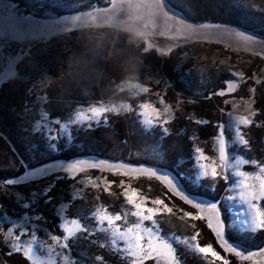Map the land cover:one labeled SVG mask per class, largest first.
<instances>
[{
	"label": "rangeland",
	"instance_id": "374dc122",
	"mask_svg": "<svg viewBox=\"0 0 264 264\" xmlns=\"http://www.w3.org/2000/svg\"><path fill=\"white\" fill-rule=\"evenodd\" d=\"M7 2L25 18L20 25L25 34L19 39L0 37V182L25 174L27 178L15 185L0 183V264H34V260L36 264H129L112 247L110 233L101 230L107 225L94 219L98 208L113 215L130 213L133 209L123 196L129 186L149 200H164L173 209L155 216L163 234L182 241L199 232V244H211L229 264H264V257L241 261L225 252L207 220L184 217V211L197 210L155 177L138 172L120 174L124 169L114 173L85 168L72 175L64 171L68 164L80 161L166 171L196 200L218 205L230 244L245 254L264 249V230L241 231L237 225L247 215L246 205L228 199L238 197L240 191L236 183L241 178L234 173L255 176L258 167L241 163L227 171L218 169L221 174L213 180L200 177L196 162L185 171L171 170L159 153L161 136L195 127L204 136L197 147L209 158L201 162L219 165V137L223 136L230 163L256 160L264 166V0H166L168 12L174 16L163 8L137 9L135 5L142 0H117L114 9L113 0ZM150 2L159 4L160 0ZM138 32L147 34L152 44L148 52ZM100 36L106 42L96 62L87 64L91 57L86 54L85 41ZM130 58L139 61L134 79L121 68ZM233 73H243L245 79ZM230 83L237 85L235 90H228ZM136 84L149 91L138 92L131 87ZM221 91L223 95L218 94ZM142 103H151L161 112L160 119L150 114V109H140ZM248 103L257 114L251 126L241 128L248 141L241 145L233 118L247 116ZM101 104L128 108L105 113L100 123L91 127L72 123L78 109ZM166 106L170 113H164ZM141 111L150 116L140 115ZM146 118L153 120L151 126L142 123ZM165 119L169 120L166 125ZM197 120L207 122L198 124ZM119 122L124 125L122 138L116 135ZM96 129L107 145L99 152L75 154L77 133ZM53 136L58 138L53 140ZM52 144L57 145L56 150ZM42 167L48 171L35 174ZM89 178L96 181V187ZM107 182L113 183L109 187ZM49 185L51 190L45 196ZM73 219L85 230L74 232L62 247L66 236L63 225L71 226ZM128 219L135 220L130 215ZM9 227L14 234H35L33 259L22 252L9 254L11 239L6 242L4 234ZM52 236L60 238L59 243L52 241ZM23 239H31V235ZM173 244L182 264H206L182 242Z\"/></svg>",
	"mask_w": 264,
	"mask_h": 264
},
{
	"label": "snow or ice",
	"instance_id": "6c2138e0",
	"mask_svg": "<svg viewBox=\"0 0 264 264\" xmlns=\"http://www.w3.org/2000/svg\"><path fill=\"white\" fill-rule=\"evenodd\" d=\"M117 7V0H113L112 8ZM137 9L143 7L146 9H160L163 8L165 13L170 15H175L174 12H168V5L166 0H160L159 4L150 2V0H142L141 3L135 5ZM111 9H105L104 11H110ZM95 11H101L100 9H95ZM91 14V13H89ZM80 21L81 18H75ZM25 18L19 17L13 10L11 3L7 0H0V37L7 36L12 39H19L25 33L21 30L20 25L24 23ZM138 35L145 43V51L148 52L152 47V44L148 42L147 34L144 32H138ZM239 79H245L243 73H233ZM259 82V81H257ZM138 92L147 93L149 89L147 87H141L139 84L132 85ZM237 85L235 83H230L229 91L235 90ZM223 95L224 92L218 93ZM163 103V101H161ZM142 110H149L150 114H154L157 120L160 119L161 112L158 111L151 103H142L139 105ZM127 105H120L119 107L115 105H105L101 104L99 106H91L86 109H78L72 118V123L87 125L91 127L93 123H100L101 118L104 117L105 113L117 112L120 109H127ZM248 115L238 116L233 118V126L235 128V136L237 142L241 145H247L248 141L245 139L241 128H247L253 124V117L256 116V112L252 110L251 103L247 104ZM164 113H170V109L166 106L163 109ZM149 113L141 111L140 115L149 117ZM207 121L197 120L196 123H206ZM106 123V120H105ZM146 126H151L153 120L151 118H146L142 121ZM169 120L165 119L164 124H168ZM37 131H39V124L37 125ZM63 131V129H62ZM50 135V133H49ZM58 137L53 136L52 139L56 140ZM53 150H56L57 145H51ZM195 162L199 167V175L201 178H208L209 176L215 180L220 176V171H227L229 168H238L241 163L251 164L259 168V174L252 176L244 171H236L234 175L238 178L236 187L240 189L238 197L229 196L228 199H238L240 203L246 205L247 215L245 219L240 221L237 227L243 231L247 230L250 232H257L264 230V205L261 201H264V166L258 165L256 160H236L234 164L228 161V154L226 152V145L223 136L219 137V165L215 163H203L201 161H207L209 158L202 152L200 148L195 149ZM85 168L98 169L101 171L109 170L115 171L117 169H124L120 174H130L131 172H138L140 174H145L150 177H155L157 180L161 181L164 186L176 197L180 198L183 202L191 205L193 209H196V213H190L187 211L183 212L184 217H188L192 220H207V227L212 230L217 238V241L221 248L227 253H233L241 261H252L254 257H264V249L258 251H249L247 254L238 250L235 246L230 244L224 235L225 225L221 221V213L216 203H204L195 199L194 196L187 194L183 187L180 185L179 181L168 174L166 171L160 169H149L144 166L136 168H127L124 164H114L109 162H86L80 161L77 163H70L64 167V171L70 175L77 171H84ZM48 171L47 167H42L35 170V174L44 175ZM27 178V174L24 176L10 178L4 182L7 185H15L22 182ZM226 178V177H225ZM252 181L251 183L249 181ZM93 187L97 186L94 179L89 178L88 181ZM109 187L113 182H107ZM121 187L124 186V182L121 181ZM52 185L45 190L43 195H47V192L51 190ZM108 191V188H105ZM123 196L128 205L132 207L130 213L124 214H109L106 209L98 208L94 214V219L99 225H107V228H102V231L110 233V239L112 247L123 254V258L129 261V264H145V261L152 260L155 264H182L181 260L176 254V249L174 247L173 241L179 243L182 242L186 245L192 252L198 254L200 257L206 260V264H214L215 261H220L221 264H229V260L222 257L219 252L211 245H200L198 242L199 232L192 235L190 238H183L181 240H176L175 237H169L163 234L162 230L159 229L155 216L163 210L167 213H172L173 209L168 207L164 200L154 199L149 200L146 196L140 194V190L131 188H125ZM50 199V198H49ZM152 204L155 207L147 206ZM25 208L28 207L27 204L23 205ZM134 217V221H129L128 217ZM34 219H41L40 216H35ZM25 222H27L28 217H24ZM122 222V224L117 223ZM149 222V223H145ZM14 227H19L15 222H13ZM35 227V226H34ZM66 236L63 238L64 243L61 244L62 247L67 246V240L76 231H83L84 226L80 224L77 220L73 219L71 221V226L68 224L63 225ZM194 227V225H193ZM6 242L11 239L8 243L11 249L9 254L12 252H22L23 255L29 259L35 257V250L33 244L36 243V236L34 233H29L27 231H21L14 234L13 227H9L5 231ZM31 235V239H23ZM51 240L54 242L60 241L57 236H52ZM102 247L104 245H101ZM51 251V250H49ZM211 257V261L207 258ZM38 259V258H37ZM97 260H101V257H97ZM34 264L36 261L34 260Z\"/></svg>",
	"mask_w": 264,
	"mask_h": 264
},
{
	"label": "trees",
	"instance_id": "16d2710c",
	"mask_svg": "<svg viewBox=\"0 0 264 264\" xmlns=\"http://www.w3.org/2000/svg\"><path fill=\"white\" fill-rule=\"evenodd\" d=\"M115 128L116 135L122 138L124 125L119 122L115 124ZM183 128L185 129V127H182L180 132L168 133L160 138L159 153L162 159L168 163L169 168L174 171H185L189 169V166L195 165V149L201 143V139L204 138V136H201L199 129L195 127L193 129L186 128L185 130ZM74 142L75 146H78L75 154L99 152L101 147L106 146L108 143L99 129L92 130L89 133L79 131ZM7 213L9 214L8 211Z\"/></svg>",
	"mask_w": 264,
	"mask_h": 264
},
{
	"label": "clouds",
	"instance_id": "9594fccd",
	"mask_svg": "<svg viewBox=\"0 0 264 264\" xmlns=\"http://www.w3.org/2000/svg\"><path fill=\"white\" fill-rule=\"evenodd\" d=\"M105 42L106 38L104 36L89 37L85 41L86 54L91 57V59L86 62L87 64H94L96 62L99 51L103 48ZM138 63V58H130L121 65V68L129 77L134 79Z\"/></svg>",
	"mask_w": 264,
	"mask_h": 264
}]
</instances>
